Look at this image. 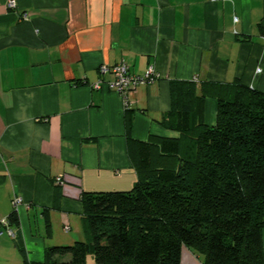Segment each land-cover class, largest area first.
Returning <instances> with one entry per match:
<instances>
[{"label":"crops","instance_id":"crops-1","mask_svg":"<svg viewBox=\"0 0 264 264\" xmlns=\"http://www.w3.org/2000/svg\"><path fill=\"white\" fill-rule=\"evenodd\" d=\"M15 1L0 0V220L15 196L23 203L17 236L0 237V264H48V246L91 239L83 194L132 189L137 142L179 136L164 123L173 81L206 94L205 121L236 80L264 92V0ZM122 62L160 77L127 102L92 87L113 79L102 65ZM182 264L202 260L184 247Z\"/></svg>","mask_w":264,"mask_h":264},{"label":"trees","instance_id":"trees-1","mask_svg":"<svg viewBox=\"0 0 264 264\" xmlns=\"http://www.w3.org/2000/svg\"><path fill=\"white\" fill-rule=\"evenodd\" d=\"M171 90L164 123L179 136L139 140L134 187L85 192L91 239L48 246L46 263L182 264L189 247L202 264H264V92L227 85L210 125L194 81H173ZM8 219L18 226L17 210Z\"/></svg>","mask_w":264,"mask_h":264},{"label":"built area","instance_id":"built-area-1","mask_svg":"<svg viewBox=\"0 0 264 264\" xmlns=\"http://www.w3.org/2000/svg\"><path fill=\"white\" fill-rule=\"evenodd\" d=\"M9 8L16 7L15 0H8L7 3ZM102 74L110 72L113 74L112 80L100 79L92 87L97 90L107 88L120 93L127 102V95L130 91L136 90L140 85L143 84H153L160 77V74L156 71L154 66L149 67V69L142 75L133 74L127 63L122 62L113 67L107 65H102L100 67ZM262 68L258 69L261 72ZM127 104V103H126ZM58 182H61V178H58ZM23 203V198L21 196H15L12 200V205L14 210H18L19 206ZM3 234H7L12 238L17 236L16 229L9 222L8 217L0 220V237Z\"/></svg>","mask_w":264,"mask_h":264},{"label":"rangeland","instance_id":"rangeland-1","mask_svg":"<svg viewBox=\"0 0 264 264\" xmlns=\"http://www.w3.org/2000/svg\"><path fill=\"white\" fill-rule=\"evenodd\" d=\"M214 113H215V111H214ZM215 118V117H214ZM209 120H210V117H209ZM215 120L216 119H214V121H205L207 124H210V125H212V124H214L215 123ZM174 159V157H172L171 159L170 158H163L160 162H163V160H164V164H169V162H171L172 160ZM157 161H159V159L157 158Z\"/></svg>","mask_w":264,"mask_h":264}]
</instances>
